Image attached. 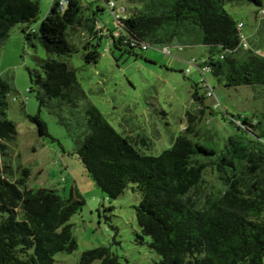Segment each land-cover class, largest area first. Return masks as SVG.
<instances>
[{
    "label": "trees",
    "instance_id": "obj_1",
    "mask_svg": "<svg viewBox=\"0 0 264 264\" xmlns=\"http://www.w3.org/2000/svg\"><path fill=\"white\" fill-rule=\"evenodd\" d=\"M61 1L52 0L35 29L38 1L0 0V42L21 25L26 39L38 40L47 52L39 60L42 73L30 71V91L40 108L63 105L77 111L86 96L75 69L61 58L82 47L85 61L97 63L104 38L128 54L144 50L142 45L205 48L201 58L191 59L203 76L193 94L201 107L186 112L189 125L171 148L159 155L141 151L140 144L150 146L146 138L120 134L91 103L84 105L81 131L75 136V153L108 198H118L131 184L140 191L138 236L150 238V248L160 257L156 264H264V107L252 114H223L238 131L223 148L188 136L197 133L207 109L217 113L205 104L214 95L206 74L226 87H261L264 96V25L246 37L244 24L226 9L228 3H252L258 7L256 16L263 18L264 0H105L111 13L110 2L124 8L118 22L113 17V29L98 20L103 8L67 0L61 10ZM200 88L206 95L199 94ZM13 89L0 79L3 163L17 133L6 116L7 94ZM30 118L40 136H49L39 114ZM18 169L21 174L15 177L8 163L0 166V264H54L57 253L77 249L70 220L86 200L77 187L67 197L51 189H31L29 170ZM96 262L125 264L105 246L83 252L78 264Z\"/></svg>",
    "mask_w": 264,
    "mask_h": 264
},
{
    "label": "rangeland",
    "instance_id": "obj_2",
    "mask_svg": "<svg viewBox=\"0 0 264 264\" xmlns=\"http://www.w3.org/2000/svg\"><path fill=\"white\" fill-rule=\"evenodd\" d=\"M35 1L41 9L34 23V28L38 29L52 0ZM82 1L94 9L103 8L99 22L108 29L115 27L105 0ZM118 2L126 3L125 0ZM226 9L237 22L244 24L242 33L246 37H251L259 24L264 25V17L256 16L258 7L252 3H228ZM22 27L15 26L9 37L0 42V79L14 88L7 94L6 116L17 131L15 139L9 143L4 163L0 159V166L8 163L15 177L21 174L19 166L28 169L27 184L31 189H51L67 197L71 189L77 187L84 196L85 205L70 220L78 247L72 253H57L54 264H78L83 252L101 246L110 248L125 264H156L160 257L150 248V238L145 236L141 240L138 236L136 207L141 200L140 191L131 184L118 198H108L75 153V136L81 131L84 105L91 103L120 134L146 138L150 146L140 144L141 151L159 155L171 148L189 125L186 112H195L201 107L199 102L193 101V94L203 76L191 59L201 58L205 48L191 46L182 51L173 46L167 54L157 47L136 48L135 55L116 48L104 38L97 63L85 61L86 51L82 47L61 58L75 69L86 96L77 111L63 105L40 108L35 94L30 91V71L42 73L39 60L48 55L38 40L26 39ZM262 39L264 45V34ZM206 80L214 89V95L207 96L205 104L217 113L211 115L207 109L205 119L197 123L198 134L188 136L220 149L238 132L222 118L223 114L246 115L261 111L263 90L258 86L226 87L209 74ZM199 94L206 95V92L200 88ZM36 114L46 122L49 136L39 135L37 125L30 118Z\"/></svg>",
    "mask_w": 264,
    "mask_h": 264
},
{
    "label": "built area",
    "instance_id": "obj_3",
    "mask_svg": "<svg viewBox=\"0 0 264 264\" xmlns=\"http://www.w3.org/2000/svg\"><path fill=\"white\" fill-rule=\"evenodd\" d=\"M66 5H67V0H62V1H61V10H64V9L66 8ZM108 7H109L110 9H112V15H113V17H114V20H115L116 22H118V21L123 17V14H124V8H118V7L116 6V3H115V2H110ZM116 8H117V9H116ZM261 13H262V15H264V10H262ZM240 26L242 27V24H240ZM118 30H119V31H116V32L114 33L115 36H118V35H119V32H120L121 28L119 27ZM244 40H245V38H244ZM132 44L135 45L136 42L133 41ZM245 46H247L246 43H245ZM142 47H143L144 50L148 48L147 45H142ZM163 52H165V53L167 54V53H170V50H169L168 48H165V49L163 50ZM209 94H210V95L212 94V91H211V90L209 91Z\"/></svg>",
    "mask_w": 264,
    "mask_h": 264
}]
</instances>
